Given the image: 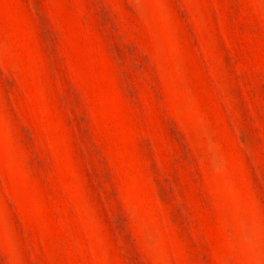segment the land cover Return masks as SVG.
<instances>
[{"label":"rangeland","instance_id":"rangeland-1","mask_svg":"<svg viewBox=\"0 0 264 264\" xmlns=\"http://www.w3.org/2000/svg\"><path fill=\"white\" fill-rule=\"evenodd\" d=\"M0 264H264V0H0Z\"/></svg>","mask_w":264,"mask_h":264}]
</instances>
